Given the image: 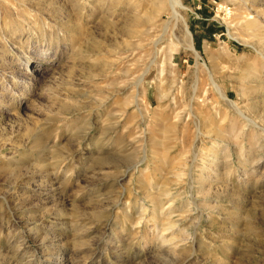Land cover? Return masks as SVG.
Instances as JSON below:
<instances>
[{"label":"rangeland","instance_id":"rangeland-1","mask_svg":"<svg viewBox=\"0 0 264 264\" xmlns=\"http://www.w3.org/2000/svg\"><path fill=\"white\" fill-rule=\"evenodd\" d=\"M0 264H264V0H0Z\"/></svg>","mask_w":264,"mask_h":264},{"label":"bare ground","instance_id":"bare-ground-1","mask_svg":"<svg viewBox=\"0 0 264 264\" xmlns=\"http://www.w3.org/2000/svg\"><path fill=\"white\" fill-rule=\"evenodd\" d=\"M188 47L190 48V49H193V47H192V44L189 42V44H188Z\"/></svg>","mask_w":264,"mask_h":264}]
</instances>
